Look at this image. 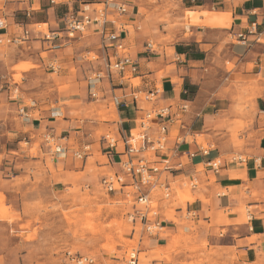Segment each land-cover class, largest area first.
Listing matches in <instances>:
<instances>
[{
  "label": "crops",
  "instance_id": "obj_1",
  "mask_svg": "<svg viewBox=\"0 0 264 264\" xmlns=\"http://www.w3.org/2000/svg\"><path fill=\"white\" fill-rule=\"evenodd\" d=\"M83 1L68 0L66 4L50 5L48 0H9L0 7V18L7 23L4 35L15 36L20 26L29 29L30 39L15 48L32 51L43 64L57 61L58 52L64 53L87 37H90L88 43L93 45L91 50L97 53L96 60L87 65L92 66V70L85 78L76 66L73 68L78 72L74 77L70 75V63L74 66L77 61L73 60L76 57L74 53L62 55L66 59L62 64L67 66V72L60 71L59 77L63 79L61 87H67L66 90L58 93L59 87L54 85L56 98L53 104L34 103V108L27 110L28 118L22 116V125L16 132L0 133V206L4 203L11 215H17L21 222H25L26 205L39 200L43 192L45 197L55 196L57 184L45 168V156L64 166L70 160V169L76 168L72 152L89 144V138L92 141L91 134L84 137L82 126L90 104L98 103L106 118H111L105 124L106 133L116 135L118 130L127 134L136 127L137 117L152 106L134 104L129 97L130 92H149L159 86L162 95L154 104L173 105L182 99L186 90L191 105L184 122L189 126L195 143L187 142L179 147L183 169L162 178L171 183L173 191L170 198L174 202L175 188L189 191L185 195L194 200L185 203L184 209L194 213L195 217L184 218V209L178 206L174 208V218L178 223L172 222L173 218L165 216L163 202H160L164 230L157 236L144 237L138 245L139 255L150 253L152 259L147 264H189L187 255L181 250L171 253L167 262L154 255L155 251H166L169 237L177 234L184 223L182 228L185 232L193 228L213 247L235 248L238 257L231 264H264V0H229L228 4L226 0H199L200 5L196 7L212 11L186 10L189 25L193 27L189 36L169 48L156 47L151 54L144 47L147 40L143 45L132 28L123 27L121 40L131 60L137 64L138 73L131 75L128 70L122 74L112 73L109 81L103 79L97 85V100H89L88 78L93 73L104 71V56H109L108 63H113L115 58L111 53L113 49L102 46L103 38L96 27H89L84 34L77 35L75 40L57 50H51L50 44L33 32L35 24L46 25L52 31L63 30L64 16L69 11L81 10ZM129 15L136 21L132 6L129 7ZM22 21L26 24L19 23ZM117 23L131 24L132 21L124 17ZM117 23L107 25L108 29L118 32ZM252 23L256 24L255 34L248 35L245 42H235L234 35L247 34ZM42 54H48L49 58L43 59ZM20 62L24 61H16L13 66ZM228 65L232 66L230 70H227ZM135 79L140 81L139 85L131 83ZM248 86L255 97L251 109L239 114L236 109L237 92ZM113 97L120 99L118 107L111 104ZM45 134L65 150L64 156L58 157L39 147V153L44 157L41 159L19 147L26 137L43 143ZM199 137L209 148L206 157L199 151ZM100 139L101 136L98 142H90V148L98 144L100 157L106 161L104 164L108 162L118 172L123 160L119 149L106 156ZM168 146H173L171 138ZM188 152L195 156L188 158ZM213 159L221 162L217 172L205 166L206 161ZM41 161L44 170L39 167ZM176 161L177 158L173 160ZM89 164L98 170L109 169L99 163L91 149L89 156L81 162L80 170L75 172L85 173ZM193 176L198 178L199 185L189 189L184 182ZM39 177L43 178L37 179ZM85 177L86 180L91 179L89 174ZM242 209L247 210L246 219ZM20 221L0 220V264H20L29 256L30 249L26 247L33 243H23L19 238L25 233L19 230L23 225ZM125 221L130 226L125 233L127 240L135 242L136 233L132 232L126 217ZM224 243L231 245L228 247Z\"/></svg>",
  "mask_w": 264,
  "mask_h": 264
},
{
  "label": "rangeland",
  "instance_id": "obj_2",
  "mask_svg": "<svg viewBox=\"0 0 264 264\" xmlns=\"http://www.w3.org/2000/svg\"><path fill=\"white\" fill-rule=\"evenodd\" d=\"M226 2L228 4L229 0ZM130 4L136 22L141 27L140 31H135V36L142 39L143 45L146 40L152 41L157 49L169 48L178 40L189 36L193 27L189 25V15L185 14L186 10L212 11L207 8L187 9L180 0H130ZM40 28L45 30L46 26ZM89 38L77 41L64 53L58 52L59 57L54 64L52 62L43 64L30 50L15 47L0 49V133L18 130L22 125L20 108L24 107V112L28 114L27 110L34 108V103L53 104L56 98L54 85H58V93L66 90L67 87H61L60 83L63 79L59 77L60 71L67 70V66L62 64L66 60L62 55L74 53L76 57L72 59L77 61L74 66L70 63V75L74 77L78 72L77 68H73L76 66L79 67L81 76L86 77L85 75L92 70V66H87L92 63L89 60L97 55L91 50L93 45L88 43ZM41 57L45 60L49 58L48 54H42ZM19 60L24 62L13 66ZM231 68V65L227 66V70ZM131 83L139 85L140 81L135 79ZM250 89L251 87L248 86L237 92L236 109L239 114L251 109L255 96ZM89 100H92L91 97ZM85 112L82 124L84 137L86 134H91L92 141L89 138V144L95 140L98 142L100 136L107 134L105 124L111 118H106L98 103L90 104ZM197 142L203 148L207 147L201 137ZM19 147L29 155L39 156L41 159L44 157L40 155L39 147L49 150L44 142L40 143L39 140L28 137L22 140ZM91 149L99 163L104 164L106 161L100 157L98 144ZM45 157V168L50 171L57 184L55 196L45 197L43 192L39 200L26 205L25 222H21L17 215H11L10 209L4 203L0 206V212L3 213L0 215V220L8 222L17 220L23 223L19 226V230L25 233L20 234L19 238L23 243H33L26 247L30 249L29 256L20 264H71L67 253L92 257L95 259V264H126L125 253L130 247L135 246L136 241L127 240L128 237L125 235L130 229L125 221V205L117 201L116 195L106 194L98 186L101 177L108 169L98 170L89 164L85 173H77L75 171L80 170V161L76 160L74 163L76 168L71 170L70 160L64 166L61 162L56 163L50 157ZM41 163L42 161L39 162L40 169L43 168ZM87 174L90 175V180H86ZM41 178L43 177L37 179ZM86 185L89 186V190L84 189ZM176 186L177 184L174 187ZM174 191L175 202L171 198L162 202L165 216L172 217V222L178 223L174 218V208L181 206L184 209L185 203L194 199L191 197V200L185 195L189 192L187 189L175 188ZM241 211L246 219L247 210ZM182 227L177 234L169 237L166 251H155L154 255L167 262L170 261L171 253L181 250V253L187 255L189 264H231L237 259L235 248L213 247L204 238L198 236L193 228L185 232ZM222 234L225 235V232L223 231ZM224 245L230 247L231 244L224 243ZM150 256V253L140 254L139 259L146 263L152 259Z\"/></svg>",
  "mask_w": 264,
  "mask_h": 264
},
{
  "label": "built area",
  "instance_id": "obj_3",
  "mask_svg": "<svg viewBox=\"0 0 264 264\" xmlns=\"http://www.w3.org/2000/svg\"><path fill=\"white\" fill-rule=\"evenodd\" d=\"M9 0H0V7H3ZM38 1V0H35ZM50 5L66 4L68 0H48ZM130 0H91L83 3L81 10L69 11L64 16V27L61 31L40 28L42 24L33 25V32L37 33L44 42L50 44L51 50L59 49L63 44L76 39L77 35L84 34L91 26H95L97 32L102 36V46L113 49V63H108L109 56H104V71L93 73L88 78L89 96L97 100L98 92L95 90L103 79L108 81L112 73H125L127 70L131 75L138 73L137 64L131 60L121 40L120 32L123 27L128 26L134 31H140V25L129 15ZM223 1V0H218ZM28 17V14H26ZM129 17L131 24H119L118 20ZM118 24V32L110 31L107 25ZM15 36H6L4 31L7 23L0 18V49L7 47H20L24 45L31 36V31L19 27ZM2 32V33H1ZM247 34H236L235 42H245L248 35H254L256 24L252 23L247 28ZM147 53H154L156 45L147 40L145 43ZM108 57V60H107ZM96 57L90 58V62ZM56 61H53L54 64ZM50 67L54 70L52 65ZM184 92V91H183ZM161 87H155L149 92H130L129 97L134 104H152L151 108L144 110L137 117L136 127L127 134L117 130L116 135L107 133L101 136L100 145L106 156L114 154L118 149L123 160L119 164V171L115 172L107 162L104 165L109 169L101 177L99 188L106 194L117 196V201L123 203L128 211L125 214L127 221L131 224L132 232L136 233V244L125 253L126 264H139L138 245L144 237H153L161 234L164 230V222L160 219L159 203L169 200L173 191L170 182L163 179V176H173L181 171L184 163L181 162L179 147L187 142L195 143L189 126L184 122L185 115L190 110V101L181 99L173 105L154 104L161 97ZM111 104L118 107L121 101L113 97ZM19 114L28 118L24 107L19 109ZM172 133V136L171 134ZM169 138L173 146L169 148ZM43 142L50 152L56 156H64L65 150L57 145L54 139L48 134L43 135ZM197 144V143H196ZM209 148L200 146V153L203 157L208 156ZM91 148L89 144L84 145L80 150L72 152L74 160L82 162L85 160ZM194 153H187L192 159ZM178 161L173 162L174 159ZM205 166L212 172H217L221 166L219 159L208 160ZM184 186L195 189L199 185L196 176L184 182ZM84 189L89 190L86 185ZM195 214L184 209V218H194ZM68 261L71 264H95V259L89 256H78L67 253Z\"/></svg>",
  "mask_w": 264,
  "mask_h": 264
},
{
  "label": "trees",
  "instance_id": "obj_4",
  "mask_svg": "<svg viewBox=\"0 0 264 264\" xmlns=\"http://www.w3.org/2000/svg\"><path fill=\"white\" fill-rule=\"evenodd\" d=\"M91 0H84L83 1V3H88V2H90ZM181 2L182 3H184L185 4V8H187V9H191V8H199V7H196V6H199L200 5V3H199V0H187L186 2H185V0H181ZM189 4V5H188ZM19 23H21V24H26V22L25 21H22V22H19ZM187 89V88H186ZM185 93V94H184ZM184 93L182 94V99L183 100H188V101H190L187 97H186V94H187V91L186 90H184Z\"/></svg>",
  "mask_w": 264,
  "mask_h": 264
},
{
  "label": "bare ground",
  "instance_id": "obj_5",
  "mask_svg": "<svg viewBox=\"0 0 264 264\" xmlns=\"http://www.w3.org/2000/svg\"><path fill=\"white\" fill-rule=\"evenodd\" d=\"M185 200H187V199H185Z\"/></svg>",
  "mask_w": 264,
  "mask_h": 264
}]
</instances>
